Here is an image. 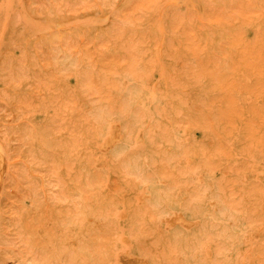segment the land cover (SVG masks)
<instances>
[{
    "label": "rangeland",
    "instance_id": "374dc122",
    "mask_svg": "<svg viewBox=\"0 0 264 264\" xmlns=\"http://www.w3.org/2000/svg\"><path fill=\"white\" fill-rule=\"evenodd\" d=\"M0 146V264H264V0H0Z\"/></svg>",
    "mask_w": 264,
    "mask_h": 264
},
{
    "label": "bare ground",
    "instance_id": "6f19581e",
    "mask_svg": "<svg viewBox=\"0 0 264 264\" xmlns=\"http://www.w3.org/2000/svg\"><path fill=\"white\" fill-rule=\"evenodd\" d=\"M117 131V130H116ZM115 130H111V133L108 135V139H107V144L110 142H114L116 141L119 137L117 135V132ZM4 168V163H3V152L0 146V169ZM123 264H147L146 262H141L137 259H135L134 257L130 256V255H126L123 257L122 260Z\"/></svg>",
    "mask_w": 264,
    "mask_h": 264
}]
</instances>
